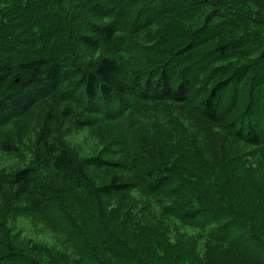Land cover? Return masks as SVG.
<instances>
[{"label": "trees", "instance_id": "trees-1", "mask_svg": "<svg viewBox=\"0 0 264 264\" xmlns=\"http://www.w3.org/2000/svg\"><path fill=\"white\" fill-rule=\"evenodd\" d=\"M192 262L264 264V0H0V264Z\"/></svg>", "mask_w": 264, "mask_h": 264}, {"label": "rangeland", "instance_id": "rangeland-1", "mask_svg": "<svg viewBox=\"0 0 264 264\" xmlns=\"http://www.w3.org/2000/svg\"><path fill=\"white\" fill-rule=\"evenodd\" d=\"M178 25H179V27H183L184 26V24L183 23H181V22H179L178 23ZM163 36H164V34H163ZM130 46H133V44L132 45H129V47ZM138 54H140V51H139V53ZM79 57H80V63L82 64V67L83 68H86V67H88V68H91V60H94L93 58H92V53H89V51L88 50H83V49H81V50H79ZM89 57L90 58H92V59H89ZM90 63V64H89ZM76 99H77V101H78V96L76 95ZM108 129H110V130H114V125L112 126V127H110V128H108ZM5 233V232H4ZM3 233V234H4ZM44 244V243H43ZM192 264H195V262H192Z\"/></svg>", "mask_w": 264, "mask_h": 264}]
</instances>
